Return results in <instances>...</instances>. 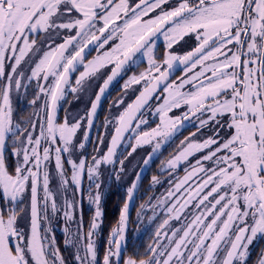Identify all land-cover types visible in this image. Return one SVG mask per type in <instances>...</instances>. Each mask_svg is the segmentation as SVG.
<instances>
[{
  "label": "snow or ice",
  "instance_id": "snow-or-ice-1",
  "mask_svg": "<svg viewBox=\"0 0 264 264\" xmlns=\"http://www.w3.org/2000/svg\"><path fill=\"white\" fill-rule=\"evenodd\" d=\"M141 63L147 67L128 76L111 105L117 114L105 119L91 163L82 155L73 159L85 150L110 85ZM178 69L182 75L172 79ZM34 83L29 106L40 101V110L16 120L13 96L27 94ZM93 84L98 90L87 112L77 118L65 110L58 123L67 95L79 99ZM130 91L138 95L119 111ZM182 107L187 111L180 116L168 115ZM149 115L160 123L152 127ZM189 127L196 131L162 162L169 189L147 206L154 228L146 258H122L141 171L126 189L103 264H249L250 246L264 238V0H0V197L6 205L0 207V264H67L52 230L58 213L75 225L62 229L74 264H96L102 168L109 181H119L138 148L152 146L146 168ZM197 153L200 159L190 164ZM184 163L186 175L174 181ZM85 175L95 205L86 234L82 212L76 218ZM50 178L58 187H50ZM145 208L140 205L137 222ZM18 217L28 218V231ZM260 257L264 264V251Z\"/></svg>",
  "mask_w": 264,
  "mask_h": 264
},
{
  "label": "flooded vegetation",
  "instance_id": "flooded-vegetation-1",
  "mask_svg": "<svg viewBox=\"0 0 264 264\" xmlns=\"http://www.w3.org/2000/svg\"><path fill=\"white\" fill-rule=\"evenodd\" d=\"M181 71H179L175 76L177 77L180 74ZM78 73V72H77ZM73 74V77L75 76V74ZM127 73V72H126ZM125 75V74H124ZM123 75V76H124ZM73 77L71 78V80L73 79ZM123 78L121 77H117L116 80L112 83L110 90L108 91V93L112 90L113 86L120 82ZM73 82V81H72ZM107 93V95H108ZM107 95L105 96L104 100L106 99ZM23 97H24V93L22 92L20 94V97L18 98L19 102H23ZM104 100L102 101V103L104 102ZM129 103V102H128ZM127 103V104H128ZM126 104V105H127ZM102 105V104H101ZM17 110H18V104H17ZM190 128V129H189ZM185 130H182L180 133H178L172 142L167 143L165 145L162 146V149L158 155V158L154 161V162H150L149 166H147L146 168L143 165V160L148 156L149 153H151L152 148L149 150L145 151L144 157L142 158V160H140V163L138 165H136L134 167V165H130L129 168L131 169V180L130 182H127V180L125 182H120L119 181L116 183V186L119 189V192L121 191L123 193V204L126 202V189L131 185L132 181L135 179V176L138 172H141L140 170L142 168H144V170L142 171V178L139 184V190L135 199V204L134 207L131 211V215H130V223L128 226V230H127V238H128V247L126 249V251H122V258L123 260H126V258H135V259H144L146 258L143 254L147 248V246L152 243V240L150 239V235L151 232L154 228V223L150 222L148 220V217L151 216V212L152 209L150 207H147L149 205V203L151 202V204H155L156 197H161L162 194L166 193V191L169 189V173L165 172L163 175L161 174V167H162V162L163 161H167L168 159L171 158V156L173 154H175L177 152V149L180 146V141L184 139V137L189 136L192 132L196 131L195 127H189ZM199 135V134H198ZM90 139V138H89ZM89 141V140H88ZM102 147V146H101ZM202 153H197L192 157H189V163L190 164H195V161L197 159H200ZM189 163H184L181 164V166L177 169V171L175 173L172 174V179L174 181L182 179L185 175V168L189 166ZM135 170H134V168ZM152 176H156L158 179H160L161 181H163L162 185H154L151 177ZM121 177V176H120ZM140 205H145V212L142 216V222H137L136 219V214L137 212H140ZM123 208V206H122ZM159 207L156 208L157 212H162V210L158 209ZM122 211V209H121ZM121 214V212H120ZM42 226L43 224L41 223V232L42 230ZM99 235L98 234V239H99ZM64 236V234H63ZM111 238H109L108 240H110ZM100 241V239H99ZM102 238H101V245H102ZM109 249V242H107L106 245H103L102 247V254L103 257L104 255L107 253ZM264 251V238H258L257 240L254 241L253 245L250 246V252L251 255L249 257V264H258L261 252ZM100 252V248H98V253ZM128 252V253H127ZM137 252H139V256H137ZM101 257V255H100ZM103 257L99 258L98 260V264H103ZM123 264V262H122Z\"/></svg>",
  "mask_w": 264,
  "mask_h": 264
},
{
  "label": "rangeland",
  "instance_id": "rangeland-1",
  "mask_svg": "<svg viewBox=\"0 0 264 264\" xmlns=\"http://www.w3.org/2000/svg\"><path fill=\"white\" fill-rule=\"evenodd\" d=\"M130 2H131V0H130ZM187 39V38H186ZM58 42H60V41H58ZM158 44L159 45H161V44H163V40L161 39L159 42H158ZM190 44H191V46H195V42H194V40H192V41H190ZM189 50H191V47H187V48H184V49H182V50H179L178 51V54H183L184 52H186V51H189ZM160 51V50H159ZM161 52V51H160ZM95 53H93V55H94ZM147 67V65H146V63H141L140 64V66L138 67L139 69L136 71L134 68H132V73H130V75H133V74H139V72H141V71H143L145 68ZM81 71H82V69H80ZM78 74L79 73H77V74H75V78H74V80H73V84L75 83V79H76V76H78ZM130 75H124L123 76V79H122V81H121V85H123L124 84V82L127 80V78H128V76H130ZM182 75V72H180V74L177 76V77H179V76H181ZM99 83V82H98ZM35 87H36V85H35V83L32 85V89H35ZM136 88H139L140 86L139 85H137V86H135ZM98 90V88H97V85L96 84H93L92 85V87L91 88H89L88 89V91L86 92V93H82V94H80V96H79V99H77V98H75V97H73L72 95H71V93H69L68 95H67V97H66V101L67 102H65V101H62L61 102V105H60V110L58 111V113H57V122L58 123H62L63 122V120H64V117H65V114H66V111H67V113H70V114H72V115H76L77 116V118L80 116V115H84L86 112H87V110L90 108V102L94 99V93L96 92ZM137 94V92L136 93H133L132 91H130L129 92V94H128V96L127 97H125V99L126 100H131L135 95ZM26 94H24V96H25ZM123 95V92L120 94V96H122ZM20 97V94L17 96V95H14L13 96V108H14V118L16 119V114H17V104H19L18 103V101H19V98ZM35 98V97H34ZM33 98V99H34ZM162 102V101H161ZM61 109H63V112H62V114H61ZM35 110H40V101H37V105H36V108H33V111H35ZM66 110V111H65ZM123 110V108L121 107L120 109H119V111H122ZM184 111H187V109L186 108H181V109H174L172 112H170V113H168V115L169 116H180L181 115V113L182 112H184ZM115 114H117V110L116 109H114V108H112L111 106H110V108H109V112H108V114H107V116H106V118H111L113 115H115ZM109 115V116H108ZM59 117H61V120H59L58 118ZM105 118V119H106ZM24 119H28V118H24ZM148 119H149V122H150V124L152 123V122H154V121H156V123H155V125L154 126H152V127H155L156 126V124H159L160 123V121H159V119L157 118V117H155L154 115H149V117H148ZM16 120H18V119H16ZM85 126H86V121L85 122H82V124H81V129L77 132V135H76V139H75V142L76 143H79L81 140H82V138H83V133H84V131H85ZM105 132V130L104 129H102V131H101V134L102 133H104ZM105 137H106V139H107V136H106V133H105ZM59 143V142H58ZM152 148V146H144V147H142V148H138L137 149V152L136 153H133V156H131V157H128V159L125 161V164H126V167H125V174H123V175H121V177H120V182H125L126 180H127V177H128V180H127V182H130V180H131V172L133 171H131V169L129 168V166L130 165H134V167L136 166V165H138L139 163H140V160H142V158L144 157V154H145V151L146 150H149V149H151ZM101 151H106V149L105 148H103V146H102V148H101ZM96 154V152H93L92 153V155L90 156V157H88V156H86V154H85V152H84V150L82 151V153H80V154H77V155H74L73 156V159H78L79 158V156L80 155H82L84 158H85V160H86V165L87 164H90L91 163V157L93 156V155H95ZM6 155H7V153H6ZM123 158V157H122ZM133 167V168H134ZM65 169H66V172H67V175H71V170H70V167L68 166V164H67V161L65 160ZM134 170H135V168H134ZM107 171V173H108V171L109 170H106ZM52 172H54V163L53 164H51L50 165V173H52ZM50 181H51V185H50V187H52V188H56V187H58V182H57V180L56 179H54V178H50ZM88 183H89V181H88V179H87V176L85 175V177H84V179H83V181H82V195L81 196H78L76 199L77 200H79V202H80V204L81 203H83V202H85L86 200H87V202L88 203H90L89 202V193H88V191H87V185H88ZM101 189H102V186H101ZM101 189H100V192H101V197H102V191H101ZM70 191H75V189H71ZM84 191V192H83ZM95 193V189H93V194ZM65 196L69 199V200H72L73 198H72V196H71V194L70 193H65ZM60 198H59V196L57 197V203L58 204H60ZM27 205H28V194L26 193L25 194V199H24V207H25V210H27ZM0 207H6V205H5V203H4V201H3V199H2V197H0ZM91 207H92V212H93V217H94V215H95V205H93V204H91ZM100 208H101V211H102V213H103V210H102V205H101V201H100ZM159 210H160V208H158ZM162 210V209H161ZM20 215L21 216H23L24 215V213H20ZM151 215H152V212H151ZM79 216H80V214H79ZM79 216H78V214L76 213V218L78 219L79 218ZM93 217H92V220H93ZM92 222V221H91ZM28 223H29V221H28V218L27 217H25L23 220H21V219H19V217H18V220H17V224L20 226V227H23L24 228V230L25 231H28L27 230V226H28ZM42 224H43V222H42ZM91 224V223H90ZM70 227V228H73V227H75V225L74 224H71V223H69V224H65V222H64V220H63V218H62V215L60 214V213H58L57 214V218L55 219V220H53L52 221V230H53V233H54V235H55V232L56 231H58V232H60L61 231V233L62 234H64L63 233V231H62V229L64 228V227ZM44 229V224H43V226H42V230ZM83 231H84V233L86 234L88 231H89V227L87 228V229H85V227H83ZM98 231V230H97ZM43 232V231H42ZM99 232V231H98ZM98 237V234H95L94 236H93V239H94V241H95V248H96V253H97V255H96V264H98V248H99V243H100V241H99V239L97 238ZM85 243H87V241L85 240ZM72 250V249H71ZM128 258H126V260H127Z\"/></svg>",
  "mask_w": 264,
  "mask_h": 264
},
{
  "label": "trees",
  "instance_id": "trees-1",
  "mask_svg": "<svg viewBox=\"0 0 264 264\" xmlns=\"http://www.w3.org/2000/svg\"><path fill=\"white\" fill-rule=\"evenodd\" d=\"M159 50L161 52L164 51L163 44L159 45ZM136 71L139 69L138 67L134 68ZM132 73L131 71H128L125 75H130ZM75 76L73 77L72 81L74 80ZM176 78V77H175ZM173 78V79H175ZM122 81V80H121ZM121 81L116 83L112 90L108 93L106 99L102 103V105L99 108L98 114L96 115V118L94 120V127L91 130V134L89 136V141L86 144V148L84 150L86 156L90 157L93 152H95V149L97 147V144L99 142L98 138L101 135L102 131V125L104 124L105 118L109 112L110 106L116 101L118 97H120V94L123 92L122 88L123 85H121ZM34 90L32 87L28 90L27 94L23 97V102H19L18 104V110L16 114V119L20 120L21 118H30L31 114L33 112V107L29 106L30 101L33 100L34 96ZM25 94V93H24ZM129 102V100L125 99L124 106ZM63 112V109H61V114ZM109 116V115H108ZM61 120V117L58 118ZM156 121L151 123V126H154ZM86 127V126H85ZM190 129V128H189ZM102 148V147H101ZM104 148V147H103ZM126 155V153H125ZM6 157L8 158L10 163H15V159L10 156L9 153H7ZM122 158V157H121ZM102 172L104 175L102 176V179H104L105 183L102 185V197H101V205L103 210V217L102 222L100 223V227L98 229V234L100 243L99 248L100 252L98 253V260L99 258L103 257L102 254V247L103 245H106L107 242H109V238H111L112 229L116 228L119 224V218H120V212L123 206V193L120 191L118 187L116 186V183L118 182L115 178H113L111 181L108 180V173L105 169L102 168ZM51 185V181H50ZM84 192V191H83ZM101 193V192H100ZM91 203H88L87 200L80 204V210L76 213L79 214L82 212L83 215V221L85 229H87L92 221L93 212H92ZM80 217V216H79ZM79 219V218H78ZM28 230V226H27ZM101 238H102V245H101ZM55 242L57 246L60 249L61 254L65 257V260L67 264H74L72 259V250L70 248L66 249L64 246V236L63 234L58 231L55 232ZM128 253V252H127ZM101 255V257H100Z\"/></svg>",
  "mask_w": 264,
  "mask_h": 264
},
{
  "label": "water",
  "instance_id": "water-1",
  "mask_svg": "<svg viewBox=\"0 0 264 264\" xmlns=\"http://www.w3.org/2000/svg\"><path fill=\"white\" fill-rule=\"evenodd\" d=\"M180 70L178 69L177 71H176V73H175V75L179 72ZM72 77H73V74H72ZM71 77V78H72ZM173 79V78H172ZM114 82V81H113ZM112 85V84H111ZM111 85H110V87H111ZM110 87H109V89H108V91L110 90ZM108 91L106 92V94H105V96L107 95V93H108ZM136 95H138V92H137V94ZM135 95V96H136ZM105 96L102 98V101L104 100V98H105ZM135 96L131 99V101L129 102V103H131L134 99H135ZM102 101H101V104H102ZM98 111H99V109H98ZM98 111H97V114H98ZM96 114V115H97ZM90 134H91V132H90ZM90 134H89V136H90ZM144 170V168H142L140 171H143ZM139 184H140V182H139ZM138 190H139V187H138ZM137 193H138V191L135 193V197L137 196ZM132 209H133V207H130V215H131V211H132ZM129 226V225H128Z\"/></svg>",
  "mask_w": 264,
  "mask_h": 264
}]
</instances>
